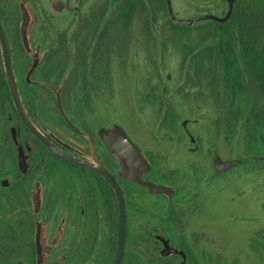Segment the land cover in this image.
<instances>
[{
	"label": "flooded vegetation",
	"instance_id": "af4514ba",
	"mask_svg": "<svg viewBox=\"0 0 264 264\" xmlns=\"http://www.w3.org/2000/svg\"><path fill=\"white\" fill-rule=\"evenodd\" d=\"M262 46L264 0H0V264H264Z\"/></svg>",
	"mask_w": 264,
	"mask_h": 264
},
{
	"label": "trees",
	"instance_id": "16d2710c",
	"mask_svg": "<svg viewBox=\"0 0 264 264\" xmlns=\"http://www.w3.org/2000/svg\"><path fill=\"white\" fill-rule=\"evenodd\" d=\"M243 47L247 50H251V48L253 47L251 40H243ZM249 59L253 60V74L256 76L259 83V95L264 96V46L260 47V50H258L257 53H250V56H248V61ZM226 63L227 88L228 90L230 89L232 91V98L238 100H233L231 104L233 106L237 105V108H241L243 111H245L248 108L250 95L248 94L245 85L239 79L240 68L237 65V62L234 60L233 56L227 55ZM261 112L264 113V110L255 105L250 109V117H248V119L250 120L255 118L257 121L256 125L260 129L264 127V116L261 115Z\"/></svg>",
	"mask_w": 264,
	"mask_h": 264
}]
</instances>
